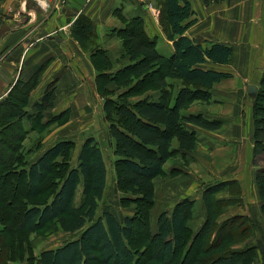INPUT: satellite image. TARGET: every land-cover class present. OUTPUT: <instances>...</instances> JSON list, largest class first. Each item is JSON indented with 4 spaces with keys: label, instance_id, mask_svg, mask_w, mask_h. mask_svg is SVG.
Returning <instances> with one entry per match:
<instances>
[{
    "label": "trees",
    "instance_id": "obj_1",
    "mask_svg": "<svg viewBox=\"0 0 264 264\" xmlns=\"http://www.w3.org/2000/svg\"><path fill=\"white\" fill-rule=\"evenodd\" d=\"M203 1L208 7L225 0ZM160 8L159 22L167 40L173 44V54H161L156 48L157 40L146 35L142 18L135 17L118 31L116 28L112 30V35L123 39V53L119 60L128 62L116 70H113L114 63L109 53L96 45L92 20L79 17L71 27V36L91 54L98 71L99 92L103 96L113 94L106 89L109 83H115L119 90L117 100L104 97V111L110 122L109 133L114 141L117 165L122 168V180L127 189L132 193L146 194L148 200L154 198L153 180L164 172L163 167L169 159L180 150L196 149L198 136L187 127L188 124L209 131L223 126L222 121L209 120L202 115H187L185 111L197 100H210L214 86L231 77L225 72L204 70L199 65L207 62L227 65L233 55L230 46L208 41L204 46L186 35L196 23V13L190 0H160ZM168 80L182 84L173 100V84ZM35 82H19L11 97L0 102V178L4 176V182H7L9 177V183L21 181L27 192L18 198L16 209L10 206L11 203H2L0 191V204L5 206L4 210L0 208V213L6 212L14 221L18 215L17 228L26 233L43 231L54 223L65 233H82L79 238L57 249L41 252L38 264H175L177 260L181 264H253L260 250L254 242L240 250L233 247L249 240L252 237L250 231L258 233L260 240L264 241V223L257 217L254 221L253 216L248 215L233 216L218 223L223 215L222 209L237 202L235 199L224 201L215 198L221 190L238 185L227 182L214 183L203 192L206 219L189 246L191 234L186 221L191 200L185 198L174 207L171 218L166 214L159 217L153 240L156 252L141 262L137 251L129 244L134 237L133 218L125 217L120 223L109 211L97 216L99 202L107 187V168L102 150L94 138L85 140L76 168H71L66 158L68 151L75 146L74 141L68 139L58 141L34 163L30 162V155L39 150L40 144L36 149L28 150L26 161L23 159L21 150L29 130H23L21 122L33 120L38 128L43 129V113L52 109L56 100V88L51 84L43 99L36 104L37 114L29 115L25 107ZM153 88L162 91L158 101L147 98L119 101ZM252 112L254 156L258 157L264 153V74L254 97ZM114 113L119 116L118 121L112 116ZM36 129V126L32 127L33 131ZM175 140L178 150L172 148ZM18 166H22L20 170ZM51 178L57 180L52 182ZM49 181L52 187L57 188L49 203L41 206L25 202L39 198ZM255 183L264 214V169L256 171ZM80 184L83 203L77 207L75 198Z\"/></svg>",
    "mask_w": 264,
    "mask_h": 264
},
{
    "label": "crops",
    "instance_id": "obj_2",
    "mask_svg": "<svg viewBox=\"0 0 264 264\" xmlns=\"http://www.w3.org/2000/svg\"><path fill=\"white\" fill-rule=\"evenodd\" d=\"M190 2L196 13V23L186 35L204 46L207 41L230 46L233 48V55L227 65L211 62L199 65L204 70L225 72L231 74V77L222 80L210 91L212 102L207 106L209 111L201 109L195 114L209 120L222 121L223 126L219 130L209 131L191 124L187 125L197 133L198 141L194 151L180 150L177 154H187L186 156L190 158L188 174L193 179L182 194V198L196 196L197 200L203 202V192L199 191L201 183L197 180L196 169L197 166H203L204 174H214L213 178H218L220 183H238L234 187L218 192L215 196L217 200L245 199V209H248L251 203L256 207V202H260V198L255 176L251 179L249 192L250 187L247 188L243 175L240 173L231 175V166L233 164L241 166L243 150L254 149L252 135L254 130L252 134L248 133L244 118L245 115L253 113L251 94L253 91L248 86L258 87L264 74V0H225L208 7L203 0ZM113 3H115L113 0L105 4L104 0H55L51 10L45 13L31 0H0V102L11 97L13 88L19 82L28 84L35 80L36 84L29 93V101L25 107V111L34 116L38 112L36 104L43 99L49 85L54 84L56 88L54 107L43 113L42 124L45 125L43 130L46 128L48 130L38 146L39 150L31 157V163L37 161L60 139L72 140L79 134H92L96 132L95 129L99 130L102 127L105 129L106 125L110 128L104 111L105 99L97 85L98 71L90 52L71 36V27L79 17L92 20L97 38L96 45L109 53L114 63L113 69H119L118 67L127 60H119L120 49L116 48L115 51L113 40L115 36L104 37L105 25L112 20V15L105 9V5ZM150 13L142 18L146 35L151 39L164 37L165 33L158 20ZM166 41L169 44L165 56H171L174 52L173 44L167 38ZM106 89L112 93L119 91L115 83H109ZM12 96L15 97V94ZM200 102L208 104L206 103L208 101L197 100L185 113L187 114L192 106H198ZM65 118H68L67 121ZM93 138L96 139L95 136ZM27 141L26 139L25 143ZM224 143L231 145L235 153L228 157L230 159L227 162H217L215 156L224 155L229 147H221ZM77 144L75 154L78 157L80 153L78 151L82 146L79 142ZM33 147L37 148L36 145ZM172 148L178 150L176 140ZM196 152L202 156L198 157ZM173 157L164 165L163 171H166V166ZM233 157L235 162L232 160ZM221 165L223 167H220ZM170 169V175L173 177V174L178 173L176 170L179 166L173 165ZM79 188L82 189V184L78 186ZM238 190H241V194ZM249 196L251 199H248ZM238 205L226 206L222 216L227 217L228 211L242 208L244 203ZM236 214H245V210ZM247 241L243 245L238 244L242 245L240 247H237L238 245L234 247L242 248L252 242ZM253 264H263L260 254L257 253Z\"/></svg>",
    "mask_w": 264,
    "mask_h": 264
},
{
    "label": "rangeland",
    "instance_id": "obj_3",
    "mask_svg": "<svg viewBox=\"0 0 264 264\" xmlns=\"http://www.w3.org/2000/svg\"><path fill=\"white\" fill-rule=\"evenodd\" d=\"M111 0H104L105 2H109ZM115 3L112 5H105V9L111 13L112 20L108 25H105L104 28V37L106 36H113L112 30L114 28L117 29L124 27L128 24L129 20L135 17L144 18V16L151 12V16L156 18L159 22V15H160V0H113ZM156 20V22H157ZM159 25L161 26L160 22ZM144 27V26H143ZM145 28V27H144ZM163 29V27L161 26ZM156 38H154L155 40ZM114 45L115 51L120 49V55L123 53V39L119 36H115ZM156 46L158 47L159 51L165 55L167 52L166 48H168V42L164 37H157ZM170 42V41H169ZM172 43V42H171ZM117 48V49H116ZM128 62L124 63L122 66L118 68L124 67ZM115 70V68L113 69ZM169 83L173 84L171 88V99L173 100L176 93L181 88L182 84L179 81L175 80H168ZM174 88V89H173ZM248 88H255V93L251 92L254 97L259 89L255 86H248ZM250 91V89H249ZM103 96V95H102ZM113 98L117 100L116 92L111 94L110 96H103V98ZM162 97V91L153 88L147 91L142 92L139 96L125 98L123 100H119L120 102H125L130 100L131 102L141 99L147 98L149 101H158ZM209 102H212L211 99L208 100V104L205 102H200L199 105L192 106L188 111V114H196V112L203 109L204 111H209L207 106H209ZM212 104V103H210ZM193 111H192V110ZM253 111V109H252ZM245 115V122L247 124L246 130L249 134H252L254 127H253V113L250 115ZM118 121L120 118L117 114H113ZM68 118H65L67 121ZM103 120V117L101 121ZM63 122L61 121V124ZM108 123L110 124L109 120ZM122 123L126 124L125 121ZM23 126V130H29V134L27 137V143H24L21 153L23 159L26 161L28 158V150L31 148L34 149L33 146L40 144L41 140L45 137L47 128L45 130L38 128L39 126L36 125L33 120L24 119L21 122ZM37 129L35 132L32 130V127ZM96 132H92V134L83 133L79 134L78 136L72 138L74 141L75 146L72 150L68 151L66 154L67 161L70 163L71 168H76L78 166V157L75 152L77 151L78 142L80 146H82L86 139L96 137V141H98L99 146L102 148L104 157L106 160V166L108 171V180H107V188L105 194L101 201L99 202V208L97 210V216H101L105 211L111 212L120 223H123L125 217L133 218L134 223V237L133 240L129 242L131 247L137 251L138 255L140 256V261L143 262L147 260L155 254L156 249L153 245L154 237L158 230V219L162 214H166L167 218H171L172 211L174 207L183 199L182 194L187 189V187L192 183V177L188 174L190 173V165L188 164V160L190 159L187 157V154H179L173 157V159L167 164L166 171L162 172V174L156 178L154 181V198L152 200H148L146 198V194L140 193H132L126 187L122 180V168L121 166L117 165V156L115 155V145L114 141L110 136L109 127L106 125L104 129L99 128L95 129ZM201 133V132H200ZM88 134V135H87ZM204 137V134H200ZM253 135V134H252ZM200 136V137H201ZM8 140V139H7ZM61 140V139H60ZM59 140V141H60ZM38 142V143H37ZM204 142V140H203ZM37 143V144H36ZM220 145V144H219ZM221 147L229 146L228 144H222ZM214 146V145H213ZM79 148V147H78ZM81 149V148H80ZM80 149L78 153L80 152ZM235 150H232V146L230 145L226 150L224 155L217 154L215 156V160L217 162H227L232 154L234 155ZM198 157L202 156V154L196 152ZM33 157V154L30 155ZM187 157V158H186ZM219 157V158H218ZM241 166L234 165L231 166V175L234 176V173H240L244 177V182L247 183V188L250 187L249 192L251 191V179L255 176L256 171L264 169V153L259 155L258 157L254 156V149H245L242 152L241 156ZM30 158V157H29ZM233 162H235L234 157L232 158ZM62 161V159H60ZM215 163V161L213 162ZM212 163V164H213ZM179 166V169L176 171L177 174H173V177L170 175V167L171 166ZM22 166H18L17 168L20 170ZM220 167H223L222 165ZM198 171L197 180L201 183L199 191L204 192L206 188L212 186L214 183H219L220 180L218 178H213L214 174H204V167L197 166ZM224 170V168H223ZM222 170V171H223ZM6 172V171H3ZM3 172L1 174H3ZM190 176V178H189ZM217 176V175H216ZM175 177V178H174ZM6 178V177H5ZM52 182L56 181V178H51ZM7 182H4V176L0 178V191H1V199L3 200L2 203H8L11 207L18 208L17 200L20 195H25L26 189L23 186L21 181L18 182H8L10 178L8 177ZM52 182L49 181L48 184L45 185V190L42 195L34 199L33 201H25L27 204L32 202L36 205H41L45 203H49L56 192V187L51 186ZM81 187V186H80ZM238 193L241 194V190H238ZM148 195V194H147ZM191 200L190 209L188 211V217L186 221V226L189 228L191 238L188 243L192 242L196 233L200 230V227L203 225L206 219V211L204 207V202L201 200H197L196 196H192L188 198ZM234 199V198H230ZM248 199H251L249 196ZM237 200V199H235ZM83 203V195L82 189H78L75 198V206H80ZM240 203H244L242 208H236L234 211H228L227 217L221 216L218 219V223H223L225 220L230 219L233 216H253L252 220L256 221L259 218L264 223V214L262 213L261 206L262 201L256 202L255 204H249L248 209H245V199L237 200L232 206L240 205ZM32 204V205H33ZM238 205V206H239ZM29 205H26L28 207ZM4 205L0 204V208L4 210ZM225 208V207H224ZM223 210V209H222ZM245 210V214H236L240 213ZM257 217V218H256ZM226 218V219H225ZM19 223V216L15 215V221L6 215V212L3 214L0 213V262H9L13 264H38L37 260L40 253L43 250L47 249H55L59 246L63 245L64 243L71 241L73 239H77L81 236V232H77L74 234L65 233L60 230L58 224L54 223L47 227L45 230L40 232H33V233H26L23 231L18 230L17 224ZM220 223V224H221ZM252 237L249 239L250 241L254 242V245H257L260 250L258 254H260L262 260L264 261V255L261 251L264 252L262 249L264 247V241L260 240V235L256 232H252ZM215 236V235H213ZM214 238V237H213ZM212 238V240H213ZM211 240V241H212ZM210 241V243H211ZM247 241V242H250ZM245 243V241H244ZM240 243V244H244ZM242 245H238L240 247ZM233 247L234 250H240L241 248ZM148 248V250H147ZM191 257L189 258L190 263ZM175 264H181L179 260L175 262Z\"/></svg>",
    "mask_w": 264,
    "mask_h": 264
},
{
    "label": "built area",
    "instance_id": "obj_4",
    "mask_svg": "<svg viewBox=\"0 0 264 264\" xmlns=\"http://www.w3.org/2000/svg\"><path fill=\"white\" fill-rule=\"evenodd\" d=\"M31 1L34 2L45 13H48L51 10L52 5L55 2V0H31Z\"/></svg>",
    "mask_w": 264,
    "mask_h": 264
},
{
    "label": "water",
    "instance_id": "obj_5",
    "mask_svg": "<svg viewBox=\"0 0 264 264\" xmlns=\"http://www.w3.org/2000/svg\"><path fill=\"white\" fill-rule=\"evenodd\" d=\"M251 89V91H253V92H255L256 91V89L255 88H250Z\"/></svg>",
    "mask_w": 264,
    "mask_h": 264
}]
</instances>
